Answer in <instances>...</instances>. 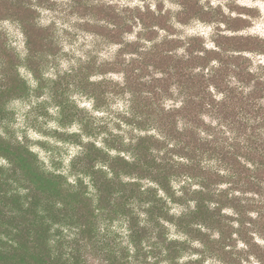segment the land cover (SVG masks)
<instances>
[{
	"label": "clouds",
	"instance_id": "obj_1",
	"mask_svg": "<svg viewBox=\"0 0 264 264\" xmlns=\"http://www.w3.org/2000/svg\"><path fill=\"white\" fill-rule=\"evenodd\" d=\"M0 264H264V0H0Z\"/></svg>",
	"mask_w": 264,
	"mask_h": 264
}]
</instances>
